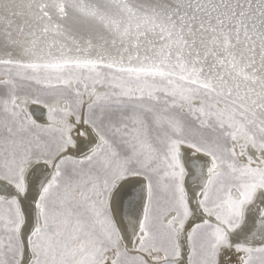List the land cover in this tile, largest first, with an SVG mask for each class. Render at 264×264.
Returning <instances> with one entry per match:
<instances>
[{"label":"snow or ice","instance_id":"1","mask_svg":"<svg viewBox=\"0 0 264 264\" xmlns=\"http://www.w3.org/2000/svg\"><path fill=\"white\" fill-rule=\"evenodd\" d=\"M0 264H264V0H0Z\"/></svg>","mask_w":264,"mask_h":264}]
</instances>
